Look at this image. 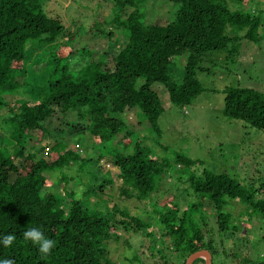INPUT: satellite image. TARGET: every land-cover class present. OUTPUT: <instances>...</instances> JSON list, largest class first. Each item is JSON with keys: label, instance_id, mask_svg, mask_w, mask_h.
<instances>
[{"label": "trees", "instance_id": "16d2710c", "mask_svg": "<svg viewBox=\"0 0 264 264\" xmlns=\"http://www.w3.org/2000/svg\"><path fill=\"white\" fill-rule=\"evenodd\" d=\"M44 1L0 0V109L9 112L3 120L6 129L0 146L13 149L11 155L0 151V238L16 236L10 247L0 242V260L13 259L15 264H117L108 251L110 243L118 240L116 231L132 230L156 243L153 231H149L150 224L116 205L91 210L89 197L103 195V189L113 178L100 179L89 173V183L84 184L65 170L82 171L91 157H80L71 148L58 153L59 149L74 138L78 142L86 134L92 138L91 145L103 147L123 133L126 137L124 145H120L127 153L119 152L118 146H112L108 152L112 165L119 171L118 195L125 200H145L164 175L166 163L152 158L137 138L132 139L136 134L125 126L122 116L130 111L140 112L151 131L159 135L158 120L164 108L152 85H163L171 105L179 109L190 105L203 92L196 73L208 71L206 64L216 53L231 60L239 54L242 41L260 43L264 39V17L231 10L230 3L240 4L242 0H169L177 6L175 19L146 24L145 2L112 0L113 17L104 25L120 31L125 43L118 52H114L113 43L107 44L96 61L84 48L65 56L54 55V46L71 47L74 35L60 20L48 16ZM127 7L131 11L125 13ZM79 29L77 33L81 34ZM96 29L107 39L114 37L112 32ZM64 38L66 41L61 43ZM38 51L41 55L33 61ZM184 55L183 77L177 85L171 77L174 58ZM27 57L32 59L33 67H43L28 72ZM108 58L112 68L107 67ZM139 80L141 83L137 84ZM19 95L25 98L15 105L4 99ZM56 110L70 115L66 116L70 121L65 129L47 127V120ZM222 115L264 131V96L253 89L226 88ZM32 132L40 134V142L52 141L50 147L45 145L37 150V155L45 150L56 153H45L51 162L43 156L36 160V154L26 153ZM175 163L191 169L198 162L177 156ZM56 170L67 201L51 192L42 194L44 188L51 186L48 175ZM186 183L197 202H191L183 211L173 197L157 204V221L165 231L162 237L179 258L178 264H184L199 251L209 252L212 260L216 255L204 220L199 218V222L194 217L204 202L212 206L217 232L230 245H234L241 232L240 225L224 210L226 206H243L245 221L254 217L264 219V183L258 188H247L226 175L207 170L199 176L190 172ZM33 227L56 242L50 255H42L38 245L24 239L23 232ZM231 255L236 264H264V260L253 262L245 255ZM193 264L204 261L197 259Z\"/></svg>", "mask_w": 264, "mask_h": 264}, {"label": "rangeland", "instance_id": "374dc122", "mask_svg": "<svg viewBox=\"0 0 264 264\" xmlns=\"http://www.w3.org/2000/svg\"><path fill=\"white\" fill-rule=\"evenodd\" d=\"M141 1L145 2L146 24L166 23L175 19L177 6L169 0ZM44 3L48 16L60 20L67 31L74 35L71 47L54 46L55 56H65L70 51L75 53L76 50L84 48L91 56L90 58L97 61L107 44L109 46V43H113L114 52H118L124 46L125 40L122 33L112 29L109 25H104L113 17L112 0H45ZM229 7L231 10L264 17V0H242L240 4L238 2L230 3ZM130 11L129 7L124 10L125 13ZM96 28L112 32L114 37L107 39L104 35H99ZM78 29L81 30V34L77 33ZM64 41L66 38L60 40L61 43ZM40 52L35 54L32 58L33 61L41 55ZM32 59L27 57L25 61V69L28 72L34 68L37 70L43 67V64L33 67ZM185 59V55L174 58L171 77L177 85L182 81ZM70 62L74 64V62ZM206 66L208 71L196 73L203 92L183 109L169 103L163 85L159 83L152 85V89L159 96L164 108L158 120L159 135L151 131L140 112L130 111L122 116L125 126H128V129L136 134L132 139L137 138L140 144L149 150L152 158L163 160L166 163L164 175L156 182L155 188L145 200L137 201L135 198L125 200L124 197L118 195V187L121 185V181L117 178L119 171L112 165L108 158V152L112 146H118L116 149L119 152L127 153L128 150L122 146L126 137L123 133L103 147L91 145L92 138L86 134L81 136L78 142L74 138L64 143L58 151L61 153L65 149L71 148L75 149L80 157L84 155L91 157L92 160L84 166V169L82 168V171H78L77 168L65 170L66 174L77 177L84 184L89 183V173L97 174L96 176H99L100 179L113 178L112 183L103 189V195L89 197L91 210H94L96 206L102 209L106 204L108 206L116 205L150 224L149 231H153L157 239L156 243H152L151 237L141 233L136 234L132 230L116 231V236L119 235L116 241L118 243L111 242L108 251L110 259L117 264L179 263V258L175 253L173 254L169 242L165 237H162L165 231L157 221L160 214L157 210L160 205L157 204L173 197L177 199L179 208L183 211L191 202H197L196 195L191 193L186 183L190 172L198 176L203 170L214 174H223L247 188L250 186L258 188L264 183V131L251 128L240 120H228L222 115L226 88L253 89L264 96V39L258 44L242 41L239 54L231 60L223 53H216ZM107 67H113L111 58H108ZM26 76L30 77L31 74L27 73ZM41 81L43 83L45 79ZM140 83L141 80L137 84ZM23 98H25L24 95L4 97L9 105H15L18 100ZM75 115L71 116L75 117ZM7 116H9L8 110L0 109V137L3 136L2 133H5L6 124L3 123V120ZM66 116L70 115L59 114L56 110L47 120V122L49 121L47 127L49 129L55 127L65 129L66 126H69L67 123L70 121V118ZM39 136V133L32 132V141L29 146L33 148H26V153L37 155V150L41 146L50 147L53 145L50 139L40 142ZM0 151L11 155L13 149L12 146L6 145V147L0 146ZM49 152L50 150H45L44 153L35 156V159L38 160L43 156L48 162H51L52 159L47 157V154L45 155ZM55 155L57 154L51 151L49 156ZM177 156H184L198 163L191 169L181 168L175 163ZM48 180L51 186L44 188L42 194L46 191L51 192L61 195L63 200L67 201L62 194V179L59 171L56 170L48 175ZM242 207L238 204L234 207L229 204L224 209L231 214L234 223L240 225L241 233L234 245H230L225 237L218 234L214 211L209 203L204 202L201 209L197 213L195 212V219L199 222V218L204 220L207 233L213 241L216 253L213 256V264H236L237 260L232 258V255L230 256L231 252L238 256L245 255L253 262L264 260V219L254 217L245 221Z\"/></svg>", "mask_w": 264, "mask_h": 264}, {"label": "clouds", "instance_id": "9594fccd", "mask_svg": "<svg viewBox=\"0 0 264 264\" xmlns=\"http://www.w3.org/2000/svg\"><path fill=\"white\" fill-rule=\"evenodd\" d=\"M23 237L25 240L38 245V250L42 255H50L56 243L54 240L45 237L43 232L35 227L24 231ZM15 240L16 236L14 234H8L0 238V242H2L5 247H10ZM0 264H15V261L13 259H3L0 260Z\"/></svg>", "mask_w": 264, "mask_h": 264}, {"label": "water", "instance_id": "95a60500", "mask_svg": "<svg viewBox=\"0 0 264 264\" xmlns=\"http://www.w3.org/2000/svg\"><path fill=\"white\" fill-rule=\"evenodd\" d=\"M197 259H202L204 264H212V257L207 251H199L190 255L184 264H193V262Z\"/></svg>", "mask_w": 264, "mask_h": 264}]
</instances>
